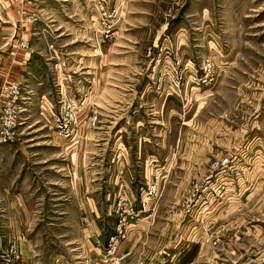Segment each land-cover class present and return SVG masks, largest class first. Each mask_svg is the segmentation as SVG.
<instances>
[{
    "label": "rangeland",
    "instance_id": "rangeland-1",
    "mask_svg": "<svg viewBox=\"0 0 264 264\" xmlns=\"http://www.w3.org/2000/svg\"><path fill=\"white\" fill-rule=\"evenodd\" d=\"M2 21L17 27L0 36L6 65L0 90L14 82L21 95L17 139L0 145V179L10 183V192H23L32 212L58 211L70 180L59 150L80 149L86 163L97 160L100 147L105 155L123 150L124 141L109 136L115 97L109 88L132 82V73L143 68L139 77L148 91L158 86L180 103L182 156L167 157L168 164L197 161L203 169L182 181L183 171L171 180L168 170L162 179L156 173L138 188V206L119 198L118 220L134 211L121 226L126 239L140 212L150 209L158 224L166 221L172 229L163 264H264V0H0ZM24 54L29 62L19 74L13 65ZM78 63L95 65L97 73L81 72ZM63 93L106 113L79 143L62 142L41 115L45 107L56 112ZM195 151L203 156L190 155ZM224 155L230 163L218 174ZM1 211L0 236L7 227ZM118 226L99 253L103 264L110 263L105 248ZM23 238L0 237V255L13 247L17 264ZM146 257L139 252L122 264Z\"/></svg>",
    "mask_w": 264,
    "mask_h": 264
},
{
    "label": "crops",
    "instance_id": "crops-1",
    "mask_svg": "<svg viewBox=\"0 0 264 264\" xmlns=\"http://www.w3.org/2000/svg\"><path fill=\"white\" fill-rule=\"evenodd\" d=\"M18 5L20 4L16 2L14 7H20ZM6 22L8 21L0 22L2 38L17 27L14 23L11 25ZM27 54L19 56L13 65L19 74L25 71V63L29 62ZM3 62L4 58L0 63V85L6 69ZM78 64L81 72L97 73L95 65L91 68L90 65ZM141 70L145 71L143 68ZM141 70L138 68L137 74L132 73V82L126 79L123 84L109 88L115 96L109 101V136L113 142L124 141L123 150L115 149L113 152L112 148V152L105 155V148L100 147L97 160L93 163L90 161L86 163V160L78 158L80 149L59 150L63 162L66 163L62 169L66 168L70 180L61 190L58 211L32 212L28 205L29 200L24 199L25 194L10 192V183L0 179V207L5 216L4 224L7 226L2 229L0 237L5 242L20 235L24 236L19 240L20 260L17 264H103L99 253L118 222L115 203L119 198L138 206V188L148 184L156 173L164 175L162 179L168 170L171 180L174 178L171 175L178 170L183 171L186 174L180 176L181 181L186 177L191 178L193 175L190 173H195L196 177L201 173L203 167H199L197 161L193 164H179L176 167L174 165L172 168L168 164L170 160H167V157L171 159L182 156L180 103H176L174 97L163 95L158 86L154 85L153 89L148 91L145 84H142L143 78L139 77ZM19 74L13 72L12 75L17 79ZM135 76L138 77L136 83ZM36 84L40 85L39 82ZM96 87L97 89L99 87L98 91L103 88L101 85ZM34 88L33 90L32 87L29 88V91L36 93L38 89ZM41 93L42 97H46L44 92ZM79 106L87 108L88 112L80 120L78 143L88 130L97 127L102 120V114H106L96 106L89 109L86 103ZM90 110L99 114L95 127L89 126ZM51 112H48L47 107L41 112L46 125L50 124L53 113ZM178 140L180 146L176 148ZM115 143V146L118 145ZM77 144L76 147L79 145ZM190 155L197 158L203 156L198 151L191 152ZM4 156L5 152L0 151V161ZM22 185H19V190L22 189ZM138 209L140 211V208ZM157 216V213L151 212L150 209H143L140 212L132 233L119 246V253L129 251V255L119 261L120 264L126 259H135L138 253L143 251L147 253V257L136 264L165 262L162 255L167 247L165 238L172 229L166 221L158 224ZM150 237H155L157 243L155 241L150 244Z\"/></svg>",
    "mask_w": 264,
    "mask_h": 264
},
{
    "label": "built area",
    "instance_id": "built-area-1",
    "mask_svg": "<svg viewBox=\"0 0 264 264\" xmlns=\"http://www.w3.org/2000/svg\"><path fill=\"white\" fill-rule=\"evenodd\" d=\"M20 89L19 85L14 82L3 83L0 90V145L13 143L17 139L18 125L20 123ZM88 109L80 107L75 97H68L62 94L59 100V107L56 112L52 113L50 126L55 136L64 143L77 141L79 135L80 120ZM99 114L92 111L89 116V126L95 127L98 123ZM230 157L224 155L217 161L215 169L218 174H222L228 168ZM156 185L149 187V193L155 192ZM130 211V212H129ZM127 211L126 216L118 220V229L110 238L105 248V260L113 263L121 261L129 255V251L119 253V246L127 238V230L121 229V226L127 221V216L134 213L133 208ZM15 249L11 247L0 255L1 264H12Z\"/></svg>",
    "mask_w": 264,
    "mask_h": 264
}]
</instances>
